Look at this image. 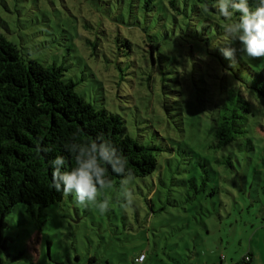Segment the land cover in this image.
<instances>
[{
    "label": "rangeland",
    "instance_id": "374dc122",
    "mask_svg": "<svg viewBox=\"0 0 264 264\" xmlns=\"http://www.w3.org/2000/svg\"><path fill=\"white\" fill-rule=\"evenodd\" d=\"M54 4L51 8L45 0H0V32L47 65L61 64L65 54L61 47L39 45L46 26L67 23L58 14L61 1L54 0ZM122 32L133 39L140 36L138 27ZM135 42L144 47L142 39ZM146 58L137 51L133 61L141 69L132 67L127 72V62H123V73L117 70L113 77L106 70L110 65L93 64L90 59L86 60L90 68L68 74L78 83L76 92L88 102L103 95L107 110L127 113L133 138L147 143L150 137L157 143V132L173 150L158 155L157 168L150 176L132 180L134 210L122 207L121 183L99 190L97 200L109 201L105 214L95 205L80 206L74 194L64 196L57 205L36 208L34 218L18 205L4 218L5 248L0 247V264H133L141 253L153 254L144 264H216L219 258L224 259L223 264H239L248 252L253 264H264V98L244 88L250 109L247 132L222 149H212L209 121L201 116L197 107L203 103L197 98L205 100L204 105L219 99L224 72L218 61L208 64L204 59L195 68L186 63L183 88L191 98L182 107L184 127L180 132L175 125L179 112L172 103L175 98L169 95L166 100L170 103H164L158 73L154 85L148 86L151 70ZM195 75L201 82L193 84ZM229 82H235L230 75ZM127 95L134 97L132 103L124 100ZM143 130L145 139L139 136ZM227 158L231 165L226 164ZM205 172L212 178L206 190L201 187ZM211 185L219 189L209 196Z\"/></svg>",
    "mask_w": 264,
    "mask_h": 264
},
{
    "label": "trees",
    "instance_id": "16d2710c",
    "mask_svg": "<svg viewBox=\"0 0 264 264\" xmlns=\"http://www.w3.org/2000/svg\"><path fill=\"white\" fill-rule=\"evenodd\" d=\"M60 1L61 10L58 14L67 23L46 26L41 31L45 41L42 40L39 45L44 48H63L65 54L61 64L47 65L40 62L31 57L25 47H18L0 32L2 248H5L1 231L5 226L4 218L15 207L21 205L34 218L36 208H48L63 200L62 192L51 187L52 168L48 162L56 156H63L67 162L64 170L75 167L74 156L66 148V145L73 142V134L77 135L76 142H87L89 138L103 133L105 139L111 140L118 152L127 157L134 178L150 176L157 168L158 155L163 150L173 152L157 132H154V136L159 137L157 143L150 137L147 143L133 138L129 131L127 113L120 115L107 110L103 106V95L95 96L93 104L76 92L78 83L68 74L72 70L82 71V67L87 70L89 66L86 60H92L93 64H104L105 67L110 65L106 70H110L113 77L117 70L123 73V62H127V72L137 67L133 56L140 51L143 57H147L144 61L151 70L147 76L148 86L154 85V75L158 73L164 103H170L166 100L169 95L175 98L172 103L179 111L175 125L180 132H183L184 127L182 107L191 98L183 88L186 79L182 72L185 74L186 63L190 62L193 68L200 66L201 60L205 62L202 56L207 57L208 64L210 61H218V66L224 72L219 99L212 101L211 105H204L206 101L197 98L199 103H203L197 108L201 116L209 121L211 148L215 150L236 142L247 132L250 109L242 90L246 88L264 98V58L252 61L243 52H237L233 62L224 58L219 51L231 43L225 36L226 26L231 21L216 13L212 7L215 0H69L70 5L65 0ZM45 2L51 8L55 7L54 0ZM206 3L209 5L207 10ZM257 4L258 0H249L253 10ZM238 16L239 13L235 14L233 19ZM180 18L182 22H179ZM135 27L140 29V36L135 39L122 32L124 28ZM139 39H142L144 47L135 42ZM230 46L241 47L238 42ZM121 58L125 60L119 61ZM71 59L77 62H71ZM115 60L119 62L116 64ZM95 66L98 71L102 70L97 64ZM229 75L235 82H229ZM196 78L193 84L201 82V79ZM133 99L131 95L124 98L130 102ZM165 112L170 118L173 117L167 108ZM145 134L143 130V135L139 136L145 139ZM38 143L41 146H52L53 150L37 155L35 148ZM201 161L208 164L207 161ZM226 164L231 165L229 158ZM108 178L112 184L121 183L123 179L111 172V169ZM210 181L212 178L205 172L201 187L206 190ZM192 186L196 193V181ZM209 189V196H212L218 193L219 188L211 185ZM203 223L201 221V225ZM141 254L146 255L147 259L153 256ZM247 254L251 258L249 264H253L252 253ZM139 255L133 259V264H137ZM223 261V258H219L216 264H223Z\"/></svg>",
    "mask_w": 264,
    "mask_h": 264
},
{
    "label": "clouds",
    "instance_id": "9594fccd",
    "mask_svg": "<svg viewBox=\"0 0 264 264\" xmlns=\"http://www.w3.org/2000/svg\"><path fill=\"white\" fill-rule=\"evenodd\" d=\"M212 7L219 16L231 21L225 29V36L231 43L226 44L228 47L219 49L224 58L234 62L237 52H243L252 59L264 58V0H258L254 10L250 8L249 0H215ZM208 8L206 3L205 9ZM237 13L239 16L233 19ZM236 42L240 44V48L230 46ZM202 58L207 59L206 56ZM72 139L73 142L66 145V148L74 156L75 167L64 170L67 162L63 156H56L49 161L52 168L51 187L66 197L74 194L75 201L80 206L95 205L101 214H105L109 209V201H98L97 196L99 190L113 186L108 178L111 169V172L123 177L122 207L132 209L134 193L129 185L134 179V173L128 165L127 157L118 152L103 133L89 138L87 142H76V134H73ZM52 150V146H41L40 143L35 148L37 155ZM145 259L147 256L142 254L137 264H142Z\"/></svg>",
    "mask_w": 264,
    "mask_h": 264
},
{
    "label": "built area",
    "instance_id": "2783aa9c",
    "mask_svg": "<svg viewBox=\"0 0 264 264\" xmlns=\"http://www.w3.org/2000/svg\"><path fill=\"white\" fill-rule=\"evenodd\" d=\"M142 255V254H141ZM139 255V257L141 256ZM138 257V258H139ZM138 258L136 259V261H138ZM251 262V258L249 256V254H245L243 257H242V260L239 264H249Z\"/></svg>",
    "mask_w": 264,
    "mask_h": 264
}]
</instances>
